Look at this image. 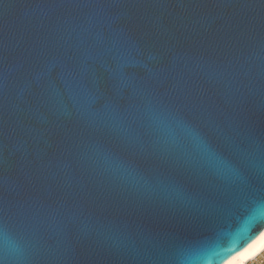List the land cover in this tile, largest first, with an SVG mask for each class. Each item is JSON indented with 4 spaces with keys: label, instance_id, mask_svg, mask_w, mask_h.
Returning <instances> with one entry per match:
<instances>
[{
    "label": "water",
    "instance_id": "95a60500",
    "mask_svg": "<svg viewBox=\"0 0 264 264\" xmlns=\"http://www.w3.org/2000/svg\"><path fill=\"white\" fill-rule=\"evenodd\" d=\"M128 62L181 118L232 138L261 164L264 0H0L6 264H136L151 248L144 233L161 218L93 163L85 124L86 113L103 111L91 103L97 73ZM173 130L183 139L175 122ZM261 227L264 200L240 197L192 234L212 235L209 250L223 253L217 264Z\"/></svg>",
    "mask_w": 264,
    "mask_h": 264
},
{
    "label": "snow or ice",
    "instance_id": "6c2138e0",
    "mask_svg": "<svg viewBox=\"0 0 264 264\" xmlns=\"http://www.w3.org/2000/svg\"><path fill=\"white\" fill-rule=\"evenodd\" d=\"M131 68L128 62L102 76L97 73L91 103L102 105L103 111L85 114L86 127L95 137L89 151L114 183L140 193L138 207L155 208L161 218L162 226L144 233L151 248L136 253V264H178L200 239L192 233L225 203L240 197L264 200V152L257 167L243 145L227 136L213 137L181 118ZM138 97L149 99L141 106ZM174 122L183 129V139L174 132ZM172 221L186 228L178 230L170 226ZM6 226V209L0 203V228ZM113 235L127 238L122 231Z\"/></svg>",
    "mask_w": 264,
    "mask_h": 264
},
{
    "label": "clouds",
    "instance_id": "9594fccd",
    "mask_svg": "<svg viewBox=\"0 0 264 264\" xmlns=\"http://www.w3.org/2000/svg\"><path fill=\"white\" fill-rule=\"evenodd\" d=\"M211 240L212 235H208L193 242L178 264H213V257L222 256L223 253L209 250ZM9 244L10 241L5 234L4 252L6 255L9 252ZM4 264H6L5 260ZM217 264H264V227L259 229L246 247L227 255Z\"/></svg>",
    "mask_w": 264,
    "mask_h": 264
},
{
    "label": "bare ground",
    "instance_id": "6f19581e",
    "mask_svg": "<svg viewBox=\"0 0 264 264\" xmlns=\"http://www.w3.org/2000/svg\"><path fill=\"white\" fill-rule=\"evenodd\" d=\"M246 247V246H245ZM242 250V249H241Z\"/></svg>",
    "mask_w": 264,
    "mask_h": 264
}]
</instances>
